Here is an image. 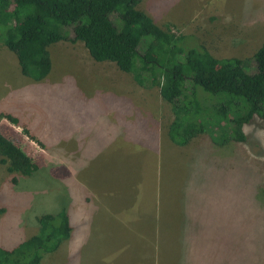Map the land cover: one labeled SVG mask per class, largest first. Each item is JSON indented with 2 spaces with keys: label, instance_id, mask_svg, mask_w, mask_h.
I'll use <instances>...</instances> for the list:
<instances>
[{
  "label": "rangeland",
  "instance_id": "374dc122",
  "mask_svg": "<svg viewBox=\"0 0 264 264\" xmlns=\"http://www.w3.org/2000/svg\"><path fill=\"white\" fill-rule=\"evenodd\" d=\"M138 7L218 58L247 60L264 41V0H141ZM48 48L51 71L35 80L0 39V131L29 144L38 166L27 174V154L6 163L0 155V245L12 248L39 231L37 217L64 209L72 230L41 255L44 264H264V119L244 125L246 142L220 145L208 130L180 145L167 138L168 74L138 63L142 85L114 62L93 59L80 41ZM118 87L132 95L129 110L160 115L158 153L116 137L155 129L141 116L110 114L124 108L121 93L111 97Z\"/></svg>",
  "mask_w": 264,
  "mask_h": 264
},
{
  "label": "trees",
  "instance_id": "16d2710c",
  "mask_svg": "<svg viewBox=\"0 0 264 264\" xmlns=\"http://www.w3.org/2000/svg\"><path fill=\"white\" fill-rule=\"evenodd\" d=\"M140 1L0 0V39L16 53L22 73L35 80L51 71V60L43 56L48 46L60 41L82 42L93 59L114 62L142 85L146 77L140 66H153L171 77L164 99L174 114L169 128L172 141L186 145L209 130L220 145L246 142L244 125L255 116L264 119V41L247 60L218 58L205 46L186 45L169 28L163 30L139 9ZM247 65L252 72L242 77L237 70ZM219 67L226 72L218 74ZM207 70L216 77L209 79ZM200 92L213 101L204 103ZM29 148L0 131L2 163L20 152L27 154L24 171L30 173L38 166ZM56 217L61 223H56ZM37 218L41 224L37 233L12 248L0 245V264H44L41 255L58 248L70 235L72 227L64 209Z\"/></svg>",
  "mask_w": 264,
  "mask_h": 264
},
{
  "label": "crops",
  "instance_id": "0c3cea01",
  "mask_svg": "<svg viewBox=\"0 0 264 264\" xmlns=\"http://www.w3.org/2000/svg\"><path fill=\"white\" fill-rule=\"evenodd\" d=\"M117 89H120L119 87ZM121 93V98L123 100V106L124 108L119 109L117 107L112 108L111 109V113L112 115H119V114H123L124 112L126 113L125 117H131V118H135L137 116H141L142 119H144V121L146 122L147 127H151L153 126L154 129V134L152 133L150 136L148 135H144L141 134L140 137L139 136H126L125 134H116L117 138H120L122 141H125L127 143H131L134 145H138L141 146L142 150H148V151H153L158 153L160 150V141H161V123L158 121V117L160 116L157 111L156 113H153V115H155L154 117H152L153 115L149 114L148 111H144L143 107H142V111H137V110H129L130 107H132V103H135L134 101L131 100V94L128 92V90H121L120 92H114L113 95H111V97H113L116 94ZM121 110V111H120ZM161 114V113H160ZM160 123V125H159ZM159 125V127H158ZM169 128L170 126H168V135L167 138H170L169 135ZM112 131H108V134H111ZM172 140V139H171ZM187 145V144H186ZM156 224L154 225V232L156 231L155 229Z\"/></svg>",
  "mask_w": 264,
  "mask_h": 264
}]
</instances>
